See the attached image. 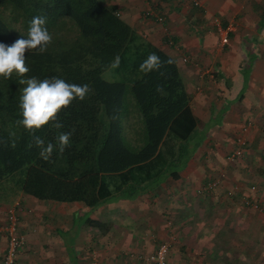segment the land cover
<instances>
[{
	"label": "crops",
	"instance_id": "obj_1",
	"mask_svg": "<svg viewBox=\"0 0 264 264\" xmlns=\"http://www.w3.org/2000/svg\"><path fill=\"white\" fill-rule=\"evenodd\" d=\"M196 1L197 6L193 0L105 4H116L122 19L175 59L191 96L196 130L213 119L218 125L207 131L181 171L134 198L112 197L91 209L81 202L44 201L20 191L12 203L1 202L0 224L10 209L16 208L18 215L17 231L24 244L17 264H151L143 257L161 242L169 244L168 264H215L213 251L240 260L244 252L231 247L229 237L230 230L237 234L245 221L228 218L240 207L224 191L240 185L242 175L228 145L242 137L251 139L264 123V0ZM217 20L237 24L225 46L214 33ZM245 64L250 65L246 78ZM248 122L252 125L242 130ZM221 173V187L206 189ZM126 225L129 231L123 235ZM6 247L7 237L0 232V264Z\"/></svg>",
	"mask_w": 264,
	"mask_h": 264
},
{
	"label": "trees",
	"instance_id": "obj_2",
	"mask_svg": "<svg viewBox=\"0 0 264 264\" xmlns=\"http://www.w3.org/2000/svg\"><path fill=\"white\" fill-rule=\"evenodd\" d=\"M36 16L46 18L52 36L47 50L26 51L30 71L24 77L15 72L11 79L0 77V180L27 167L23 193L93 209L112 197L134 198L181 171L199 143L193 147L197 121L175 59L122 19L116 4L102 0H0V43L11 46L27 38ZM63 29H71L72 36L60 34ZM151 54L159 58L158 68L142 71ZM253 59L249 54V62ZM245 66L246 78L250 65ZM107 70L115 80L103 78ZM31 77L88 85L90 92L61 110L56 121L29 132L17 122L26 87L19 81ZM129 94L140 125L136 139L125 129ZM61 133H71L69 145L63 153L54 147L44 160L34 137L45 146L58 145ZM217 178L221 181L210 189L220 188L225 175L210 180ZM243 189H227L226 195L233 204L261 209L259 196Z\"/></svg>",
	"mask_w": 264,
	"mask_h": 264
},
{
	"label": "rangeland",
	"instance_id": "obj_3",
	"mask_svg": "<svg viewBox=\"0 0 264 264\" xmlns=\"http://www.w3.org/2000/svg\"><path fill=\"white\" fill-rule=\"evenodd\" d=\"M102 1L106 2L109 0H102ZM217 21L221 22L222 25H227L229 23L228 21H222V20H217ZM230 22L234 23L237 29V24L235 23V21H230ZM258 27H260V25H257V28ZM214 29H215L214 33L216 34L215 23H214ZM60 34L62 35L66 34L68 36H72L71 29L70 30L63 29V31ZM103 78L109 81L115 80L113 76L109 73V70L103 72ZM127 99L130 102V107L128 113L129 115L127 116L125 123V129L129 136L136 139V137H138V133L140 132V125H138L136 121L137 111L134 105L132 104L134 102H132V98L130 94L128 95ZM213 125L214 126L218 125V122L214 119L209 122L205 121L201 124L202 127L196 131L197 136L196 139L193 141L195 143H192L194 148L197 146L196 143H201L205 138V136L208 135L207 131ZM245 125H248L249 128L252 124L249 125L248 122L245 123ZM257 126H259V129L256 131V133L251 139H246L243 137L241 138L242 140L243 139L245 140L246 145H244L242 155L236 158L239 160L236 161L235 163L234 162L232 163L234 164V167L237 169V171L240 172V174L242 175V178L240 179L242 180L241 181L242 183H240V185L238 186H235L237 188L236 193H238V191L242 193V188H244L243 190H246L245 192L246 194L247 192H250V193H254L255 196L258 195L260 198L262 208L254 211L252 208L245 207V205H243L242 202L240 203L237 202L240 208L238 209V211H234L233 213H228V218L231 217V219L236 222L237 221L240 222V220H244L245 227L244 228L241 227L240 231H238L237 234H236V230L231 229L230 230L231 235L229 239H230L231 247L238 246L241 249L240 251L244 253L242 254L241 257H239L240 260L237 259L235 261V260H227L226 255H220V253L213 251L210 254V256L212 257L213 262L215 264H264V260L262 259L263 261H261V258H264V123ZM233 131L234 130H232V132ZM204 143H207V141H205ZM225 144L228 145L227 143ZM207 145L208 144H206V146ZM228 147L229 150L231 149L229 151V153H231L236 148H238L239 145L238 143L235 142L230 146L228 145ZM26 171H27V167H23L22 169L12 173L11 175L3 179L4 181L0 183V203L1 202L6 204L12 203L15 197L17 196V194L20 191H22V184L26 175ZM221 174L224 175V173ZM163 181H165V178L163 180L161 179L160 184ZM251 185H254L255 189L250 190L249 188ZM232 188H230V190ZM226 194L227 192L224 191L225 196H227ZM76 219L78 221L77 217ZM129 224L130 227H132L133 222L131 221L129 222ZM121 229H123L122 231L123 235L125 234L126 230L129 231L127 225L126 227L122 226ZM236 243H238V245H234ZM210 248L215 249V244L212 245L211 243ZM73 263L74 261H71V264ZM79 263H83V262H78L77 264Z\"/></svg>",
	"mask_w": 264,
	"mask_h": 264
},
{
	"label": "clouds",
	"instance_id": "obj_4",
	"mask_svg": "<svg viewBox=\"0 0 264 264\" xmlns=\"http://www.w3.org/2000/svg\"><path fill=\"white\" fill-rule=\"evenodd\" d=\"M46 18L33 17L30 21L27 38L17 39L11 46L0 43V77L11 79L15 72L24 77L30 69L26 66V51L38 50L44 53L52 41V36L46 28ZM159 58L151 54L147 61L141 65V70L158 68ZM20 84L26 85L22 90L19 107L22 110V120L18 121L25 130L35 132L42 127L54 122L61 110L69 107L74 100L83 101L89 94L88 85L69 84L60 78L38 80L36 77L21 79ZM56 128L63 125L55 123ZM71 133H61L58 136V145L52 143L44 145L39 137H34V143L41 148L40 156L48 160L54 147L63 153L69 145Z\"/></svg>",
	"mask_w": 264,
	"mask_h": 264
},
{
	"label": "built area",
	"instance_id": "obj_5",
	"mask_svg": "<svg viewBox=\"0 0 264 264\" xmlns=\"http://www.w3.org/2000/svg\"><path fill=\"white\" fill-rule=\"evenodd\" d=\"M193 4L199 5L196 0H193ZM157 21L161 23L163 21V18L158 17ZM215 26L218 43L221 46H225L229 41V34L235 30L236 26L232 22H229L227 25H222L219 21L215 22ZM184 60H186L185 57ZM242 129L247 130L248 125L243 126ZM244 145L245 140L240 139L239 147L231 152L230 159L234 160L235 158H238V156L242 155ZM219 181H221L220 178L210 180L206 183L205 188H213L219 183ZM251 189H255V186H251L250 190ZM229 193L231 194V192ZM254 207H256V204L254 205ZM17 221L18 215L16 212V208H12L9 210L6 220L2 224H0V232L4 233L7 237V247L2 259V264H17L18 252L24 244L23 237H21L17 231ZM168 252L169 244L167 242H161L151 253H149L145 257H142L151 264H168Z\"/></svg>",
	"mask_w": 264,
	"mask_h": 264
}]
</instances>
